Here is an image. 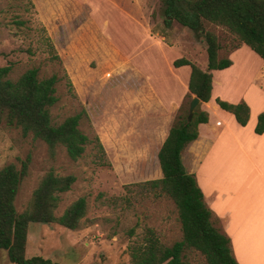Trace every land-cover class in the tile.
<instances>
[{
  "label": "rangeland",
  "instance_id": "obj_1",
  "mask_svg": "<svg viewBox=\"0 0 264 264\" xmlns=\"http://www.w3.org/2000/svg\"><path fill=\"white\" fill-rule=\"evenodd\" d=\"M115 1L141 17L162 48L172 46L169 57H184L207 68L204 36L177 21L167 28L162 0ZM92 8L102 9L100 16L109 19L108 29L118 41L128 40L132 47L147 43L146 25L139 29L135 21L125 18L118 22L123 30L115 35L121 13L108 0H0V66L11 64L9 77L14 80L31 68L38 70L41 79L57 75L53 123L81 114L80 129L92 139L77 161L63 146L51 157L43 140L2 123L0 168L10 163L20 167L31 156L28 175L16 198L18 212L28 207L33 191L51 169L77 177L72 189L62 194L58 216L78 198L87 200V214L79 229L31 223L27 257L40 255L59 264H134V252L145 244L150 230L164 246L183 239L173 199L139 184L163 176L158 153L179 106L164 103L162 91L150 75L153 63L163 71L170 68L163 49L161 57L157 50L152 57L140 56V50H125L97 25ZM203 27L218 35L221 57H230L240 45L221 26L204 21ZM234 60L227 73L213 72L221 78V84H215V95L222 92L235 102L248 103L250 122L242 127L229 111L222 110L230 117L209 109L211 122L221 135L196 179L200 187L208 182L214 186L234 214L232 250L240 264H264V140L253 134L258 115L264 112V60L250 47L235 52ZM184 100L191 99L186 96ZM95 135L101 139L109 165L99 162ZM183 157L190 173L196 175L192 165L201 158L194 159L188 148ZM208 206L214 224L227 233L224 217L212 203ZM0 264H14L6 250L0 252ZM182 264L208 262L200 251L187 248Z\"/></svg>",
  "mask_w": 264,
  "mask_h": 264
},
{
  "label": "trees",
  "instance_id": "obj_2",
  "mask_svg": "<svg viewBox=\"0 0 264 264\" xmlns=\"http://www.w3.org/2000/svg\"><path fill=\"white\" fill-rule=\"evenodd\" d=\"M162 4L167 28L177 21L198 36L203 35L207 44L206 70L184 57L174 61L175 67L189 65L192 69L188 98L196 95L202 102H209L213 90L212 71L233 65L230 57H221L219 37L204 29V21L221 26L235 36L240 42L235 49L246 44L264 60V0H162ZM11 70V64L0 66V124L19 127L23 135L33 134L36 139L43 140L51 157H55L57 148L63 146L72 160L80 159L92 143L80 129L81 114L69 116L60 124L52 121L51 108L58 102V76L41 79L38 70L31 68L14 80L9 77ZM190 101L184 100L181 104L159 150L163 176L139 183L158 189L173 199L179 211L183 239L172 246H164L150 230L145 244L134 252V264H182L187 248L200 251L208 264H240L233 253L231 237L214 224V213L206 202L204 191L196 175L189 173L183 162L182 153L198 138L199 125L209 121V113L201 108V104L188 120ZM216 103L234 114L240 125L248 124L251 109L245 101L231 103L218 97ZM255 132L264 133V112L258 115ZM95 141L100 153L99 162L109 165L98 135H95ZM30 163L29 155L21 161L20 167L10 163L0 168V252L6 250L14 264H59L40 255L27 257L29 226L31 223H56L72 230L79 229L87 214V200L78 198L58 216L56 211L62 194L72 189L77 177L60 175L51 169L33 191L28 207L18 212L16 198Z\"/></svg>",
  "mask_w": 264,
  "mask_h": 264
},
{
  "label": "crops",
  "instance_id": "obj_3",
  "mask_svg": "<svg viewBox=\"0 0 264 264\" xmlns=\"http://www.w3.org/2000/svg\"><path fill=\"white\" fill-rule=\"evenodd\" d=\"M108 1L112 5L116 6V9L120 10L121 15H120V17H117L116 23L120 22V20L125 18L126 20H130L131 23L133 21H135L136 24L139 25L138 26L139 29H140V27L141 28L145 27L146 22L141 17L139 19L138 17H136L135 13L127 10L123 6H120V4L115 0H108ZM101 12H102V9H98V8L97 9L92 8L90 10V13H93L92 18L94 19L95 22H97V25L100 26L102 29H105L106 33L110 36L111 40L114 43H120L122 46H125L124 47L125 50H129V49L132 50L133 49V51H135V53H138L140 50V52H139L140 56L142 55L144 57H152L151 56V54H153L152 52H155L154 50H157V51H159V54H158L159 57H161V55H162L161 49H163V51H164V57L163 58H165L166 60H168L170 62V68H168L167 71H165V70L163 71V69H160L157 67L158 65L154 66V63H153V65L151 64L152 70L150 71V75H152L154 82L157 84V85L156 84L155 85L158 86L159 89H161L164 103H167L171 107L179 106V108H180V106H181L180 104H182L184 102L183 100L190 93L189 82H190V77H191V72H192L191 67L189 65H183L180 67H175L174 61L177 58H175L173 56L172 57L168 56L170 53V50L173 49L172 46H167V48L166 47L162 48L163 46H161L159 39L153 34L152 31L149 30L147 25H146V33H147V36L149 38L147 40V43H143L144 45L140 46V44H139L136 47H132V44L128 40H126L124 42L118 41L117 37L114 36L111 33V31L108 29V25L110 24L109 19L108 18L102 19V17L100 16L102 14ZM114 29H115V35H118L119 32H121L123 30V27L121 26V24H119L118 27L116 26V28L114 27ZM145 45H146V47H145ZM245 47H249V46L244 44L242 47L236 49L232 53L230 58L233 59V65L235 64V60H234L235 52L239 51L242 48L245 49ZM148 51H151V52L148 53ZM167 52H169V53L167 54ZM207 58H208V55H207ZM232 66H230L226 69L213 70L212 71V74H213L212 97H211L209 102H202L201 101V103H200L202 105L203 109L208 111L209 121L207 123H201L199 125V136H198V138L195 141L189 143L182 153V157H183L184 152L188 148V150L192 152V156L194 159H196V157L201 158L200 163H198L196 166H195V164L192 165V169H195V167H196V176L199 178L201 177L202 167L204 166V164L206 162L209 151L212 148H214L215 144L218 142L219 137L221 135V133H219V131L216 130L215 126L211 122L212 114L210 113L209 109L211 108L212 111H217V112H222V110H224L216 103V98H218V97L221 98L222 100H225V101H228L231 103H239L241 101H244V100H240V101L235 102L228 97L226 98V96L224 97L222 95V92H219L218 95L217 94L215 95V91H216L215 84L220 85L221 84V82H220L221 78H219V77L216 78L213 72L219 71L220 73H227L228 71H230ZM187 67H189V70ZM201 68H202V66H201ZM202 69H204V68H202ZM206 69H204V70H206ZM222 113H224V112H222ZM225 115L230 117L229 114H225ZM234 118H235V116H234ZM230 119H232V118H230ZM249 122H248V124H249ZM221 123H222V121L220 119H218L216 121L217 125H220ZM239 126H242V125L239 124ZM246 126H242V127H246ZM168 133H169V131H168ZM253 134L255 135L254 136L255 139L264 140V133L263 134H257L255 132V127H254V133ZM167 136H168V134H167ZM199 143L201 145H200V147H197V145ZM183 162H184V157H183ZM184 164L186 166L187 171L190 173L191 171H189L186 162H184ZM198 184H199V182H198ZM201 188L204 191V194L206 195L205 198L207 200L206 202L208 203V205H211V203H212V207L214 209H216V211L219 213V215L224 217L225 231L227 232L228 235L230 234V237H232V235H234L233 229L235 226L234 225V214L230 210H228L226 200H224L221 197V195L219 196L218 192H216L215 187L212 186L211 184H209V182L207 184H204L203 187L201 186ZM212 198H214L213 201H211Z\"/></svg>",
  "mask_w": 264,
  "mask_h": 264
},
{
  "label": "water",
  "instance_id": "obj_4",
  "mask_svg": "<svg viewBox=\"0 0 264 264\" xmlns=\"http://www.w3.org/2000/svg\"><path fill=\"white\" fill-rule=\"evenodd\" d=\"M201 100L198 96L194 95L189 104L188 120L190 121L195 113L196 108L200 105Z\"/></svg>",
  "mask_w": 264,
  "mask_h": 264
}]
</instances>
